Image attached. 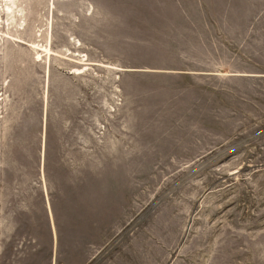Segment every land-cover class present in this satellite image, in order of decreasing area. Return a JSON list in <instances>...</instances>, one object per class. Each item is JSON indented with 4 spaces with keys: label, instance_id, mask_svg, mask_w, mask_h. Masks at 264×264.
<instances>
[{
    "label": "rangeland",
    "instance_id": "obj_1",
    "mask_svg": "<svg viewBox=\"0 0 264 264\" xmlns=\"http://www.w3.org/2000/svg\"><path fill=\"white\" fill-rule=\"evenodd\" d=\"M11 2L0 264H264V0Z\"/></svg>",
    "mask_w": 264,
    "mask_h": 264
},
{
    "label": "bare ground",
    "instance_id": "obj_2",
    "mask_svg": "<svg viewBox=\"0 0 264 264\" xmlns=\"http://www.w3.org/2000/svg\"><path fill=\"white\" fill-rule=\"evenodd\" d=\"M6 1H9L10 3H12L11 1L12 0H6ZM6 12L8 13V14H10L11 13V10H10V7L7 5V7H6ZM0 23H1V18H0ZM47 52H49V50L47 51ZM39 55V54H38ZM78 71V70H77Z\"/></svg>",
    "mask_w": 264,
    "mask_h": 264
}]
</instances>
